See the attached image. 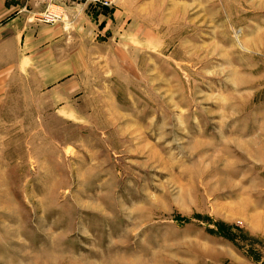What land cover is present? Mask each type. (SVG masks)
<instances>
[{
    "label": "rangeland",
    "instance_id": "obj_1",
    "mask_svg": "<svg viewBox=\"0 0 264 264\" xmlns=\"http://www.w3.org/2000/svg\"><path fill=\"white\" fill-rule=\"evenodd\" d=\"M58 8L0 28V264H264V0Z\"/></svg>",
    "mask_w": 264,
    "mask_h": 264
},
{
    "label": "crops",
    "instance_id": "obj_2",
    "mask_svg": "<svg viewBox=\"0 0 264 264\" xmlns=\"http://www.w3.org/2000/svg\"><path fill=\"white\" fill-rule=\"evenodd\" d=\"M50 4L60 7L62 12L68 16L71 15V11H76L81 6V4L70 0H0V28L3 29L4 27L17 25L20 29L18 31L20 40H23V42L37 43L40 46H45L47 50V48L52 47L51 44L58 41L56 36L53 35V32L58 29L61 34L65 33V29L70 25V21L65 19L66 17L64 15L63 21L60 24L53 25L52 29H48L45 32L40 30L42 28L41 25L32 22L29 18L30 14L43 11ZM78 18L79 16H76L74 20H70H73V22L81 20ZM46 32L50 34H44Z\"/></svg>",
    "mask_w": 264,
    "mask_h": 264
},
{
    "label": "built area",
    "instance_id": "obj_3",
    "mask_svg": "<svg viewBox=\"0 0 264 264\" xmlns=\"http://www.w3.org/2000/svg\"><path fill=\"white\" fill-rule=\"evenodd\" d=\"M72 2H76L81 4L82 7H88L94 10H105L111 9L116 0H70ZM53 8H56L55 5H48L42 12L40 13H31L30 19L32 22L42 24V25H55L59 22H62V15L58 11H55ZM60 8V7H59ZM58 8V10H60Z\"/></svg>",
    "mask_w": 264,
    "mask_h": 264
},
{
    "label": "trees",
    "instance_id": "obj_4",
    "mask_svg": "<svg viewBox=\"0 0 264 264\" xmlns=\"http://www.w3.org/2000/svg\"><path fill=\"white\" fill-rule=\"evenodd\" d=\"M92 10H94V9H92ZM105 10H108V9H105ZM100 11V10H99ZM103 11V10H102Z\"/></svg>",
    "mask_w": 264,
    "mask_h": 264
}]
</instances>
